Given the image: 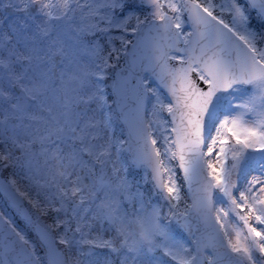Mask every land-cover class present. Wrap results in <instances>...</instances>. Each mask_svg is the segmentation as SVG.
<instances>
[{"label":"snow or ice","instance_id":"6c2138e0","mask_svg":"<svg viewBox=\"0 0 264 264\" xmlns=\"http://www.w3.org/2000/svg\"><path fill=\"white\" fill-rule=\"evenodd\" d=\"M0 264H264V0H0Z\"/></svg>","mask_w":264,"mask_h":264}]
</instances>
